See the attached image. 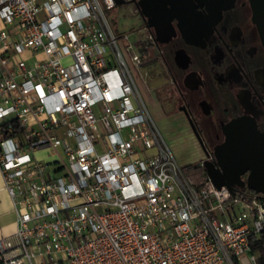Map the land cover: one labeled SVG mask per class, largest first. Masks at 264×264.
<instances>
[{"label":"built area","instance_id":"built-area-1","mask_svg":"<svg viewBox=\"0 0 264 264\" xmlns=\"http://www.w3.org/2000/svg\"><path fill=\"white\" fill-rule=\"evenodd\" d=\"M115 1L0 0V264H257L264 196L184 176Z\"/></svg>","mask_w":264,"mask_h":264},{"label":"flooded vegetation","instance_id":"flooded-vegetation-1","mask_svg":"<svg viewBox=\"0 0 264 264\" xmlns=\"http://www.w3.org/2000/svg\"><path fill=\"white\" fill-rule=\"evenodd\" d=\"M139 1L148 19L169 31L151 42L160 80L155 100L165 122L186 130L198 151L196 165L204 155L213 161L230 121L241 119L264 135V0L127 3ZM157 5L163 8L151 9Z\"/></svg>","mask_w":264,"mask_h":264},{"label":"water","instance_id":"water-1","mask_svg":"<svg viewBox=\"0 0 264 264\" xmlns=\"http://www.w3.org/2000/svg\"><path fill=\"white\" fill-rule=\"evenodd\" d=\"M115 2L117 5L123 4L120 0ZM134 8L142 19L144 29L152 31L153 44L160 43V35H168V29L157 28L148 19L140 1ZM159 8H163V5L151 7ZM221 132L223 142L213 148V161H208V155L200 160L207 180L216 189L226 188L231 195L235 193V187L264 196V135L257 133L253 126L241 119L230 121ZM243 176L244 181L241 180Z\"/></svg>","mask_w":264,"mask_h":264},{"label":"rangeland","instance_id":"rangeland-1","mask_svg":"<svg viewBox=\"0 0 264 264\" xmlns=\"http://www.w3.org/2000/svg\"><path fill=\"white\" fill-rule=\"evenodd\" d=\"M108 25L117 38L127 37L123 44H130L140 59L138 69L131 70L136 88L149 113L159 129L166 145L180 167L195 166L199 158L193 142L187 137L186 130L179 124L165 122L158 108L154 87L158 86L157 69L153 67L156 54L152 44L145 41L147 33L142 31V23L131 4L125 3L106 11ZM43 156V154H42Z\"/></svg>","mask_w":264,"mask_h":264},{"label":"crops","instance_id":"crops-1","mask_svg":"<svg viewBox=\"0 0 264 264\" xmlns=\"http://www.w3.org/2000/svg\"><path fill=\"white\" fill-rule=\"evenodd\" d=\"M13 230L14 216L11 213L8 198L2 190L0 180V238L11 235Z\"/></svg>","mask_w":264,"mask_h":264},{"label":"trees","instance_id":"trees-1","mask_svg":"<svg viewBox=\"0 0 264 264\" xmlns=\"http://www.w3.org/2000/svg\"><path fill=\"white\" fill-rule=\"evenodd\" d=\"M182 172L184 174V176L186 177H189V178H192L195 182H197V180L200 178V177H203V171L199 168H196L195 166H186V167H182ZM242 192H245V193H248V194H251L252 192L251 191H247V190H241ZM251 243V248L253 251H258L259 253V257H258V260H257V264H264V247H262V242H256L255 244L252 243V241L250 242ZM261 247H260V246Z\"/></svg>","mask_w":264,"mask_h":264}]
</instances>
